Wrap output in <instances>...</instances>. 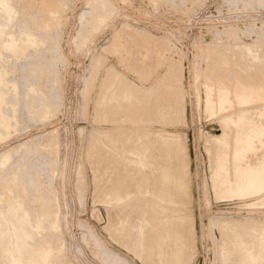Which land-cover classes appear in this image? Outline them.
<instances>
[{"label": "rangeland", "instance_id": "obj_1", "mask_svg": "<svg viewBox=\"0 0 264 264\" xmlns=\"http://www.w3.org/2000/svg\"><path fill=\"white\" fill-rule=\"evenodd\" d=\"M52 1L8 0L12 19L0 10V79H8L0 97L9 101L0 105V153L10 146L12 156L0 167V213L12 205L37 224V213L51 205L58 228L44 222L41 233L50 236L35 241L53 247L51 264H176L175 255L177 264H231L232 243H248L264 227V192L252 194L244 179L247 163L264 162V145L242 147L248 129L264 126V0ZM30 37L37 43L23 49ZM248 60L251 70L241 71L237 63ZM219 89L229 93L223 107ZM139 155L149 166L137 165ZM162 169L181 181H170L164 195L153 181ZM165 217L178 242L161 257L151 232ZM144 224L149 231L142 234ZM0 264L8 262L1 257Z\"/></svg>", "mask_w": 264, "mask_h": 264}, {"label": "bare ground", "instance_id": "obj_2", "mask_svg": "<svg viewBox=\"0 0 264 264\" xmlns=\"http://www.w3.org/2000/svg\"><path fill=\"white\" fill-rule=\"evenodd\" d=\"M53 1H55V0H53ZM52 1V2H53ZM58 1V0H57ZM94 1V0H93ZM12 2V1H11ZM50 2V1H49ZM92 2V1H91ZM96 2V1H95ZM103 2H104V0H103ZM13 3H16V2H13ZM17 3H18V1H17ZM16 3V4H17ZM20 3V2H19ZM45 3V2H44ZM98 3H99V1H98ZM98 3H96V4H98ZM102 3V2H101ZM111 3V2H110ZM56 4V3H55ZM38 5H40V4H38ZM45 5V4H44ZM108 4L106 3V6H107ZM13 6V5H12ZM109 6V5H108ZM18 7V6H17ZM49 7H51V6H49ZM58 7V6H57ZM105 7V6H104ZM112 7H114V6H111V8ZM14 8V7H13ZM59 8V7H58ZM101 8V7H100ZM3 10L4 11V13H6V15H8V17H10V15L12 14V8H11V4L8 2V0H0V10ZM22 9V8H21ZM39 9H40V7H39ZM43 9V8H42ZM98 11H99V9L98 8H96ZM104 9V8H103ZM109 9V8H108ZM107 8L105 9V10H108ZM24 10V9H23ZM22 10V11H23ZM46 10V9H45ZM101 10V9H100ZM13 11H15V10H13ZM19 11V10H18ZM41 11V10H40ZM39 11V12H40ZM44 11V10H43ZM42 11V12H43ZM41 12V13H42ZM47 12V11H46ZM54 12V11H53ZM100 12V11H99ZM98 12V13H99ZM106 12V11H105ZM110 12V11H109ZM115 12V11H114ZM1 13V12H0ZM101 13V12H100ZM103 13V12H102ZM46 14V13H45ZM48 14V13H47ZM3 15V14H2ZM49 15V14H48ZM104 15H105V13H104ZM36 16V15H35ZM98 16V15H97ZM100 16V15H99ZM107 16H108V14H107ZM110 16H111V14H110ZM109 16V17H110ZM15 17V16H14ZM38 17V16H37ZM39 17H41V16H39ZM46 17H48V16H46ZM51 17V16H50ZM53 18V17H52ZM4 19H5V17H4ZM10 19H12L11 17H10ZM35 19H38V20H41V19H39V18H35ZM108 19V18H107ZM106 19V20H107ZM2 20V19H1ZM46 20V19H45ZM104 20H105V18L102 16L101 17V21H102V23L104 22ZM105 20V21H106ZM2 21H7V20H2ZM49 21V20H48ZM9 22V21H8ZM7 22V23H8ZM11 22V21H10ZM99 22V21H98ZM45 23V22H44ZM50 23V22H49ZM0 24H2V23H0ZM35 24V23H34ZM51 24V23H50ZM101 24V23H100ZM25 25V24H24ZM27 25V24H26ZM37 25V24H36ZM2 26H3V24H2ZM5 26V25H4ZM23 26V25H22ZM28 26V25H27ZM23 28V27H22ZM131 28V27H130ZM83 29V28H82ZM3 30V29H2ZM31 30H33V29H31ZM79 30V29H78ZM24 31V30H23ZM4 32V31H3ZM29 32V31H28ZM6 33V32H5ZM23 33V32H22ZM22 33H21V35H22ZM25 33V32H24ZM115 33V32H114ZM27 33H25V35H26ZM7 35H8V33H7ZM9 35H11V34H9ZM21 35H19V36H21ZM35 35V34H34ZM145 35V34H144ZM4 36V35H3ZM6 36V35H5ZM30 36V35H29ZM36 36V35H35ZM141 36V35H140ZM143 36V35H142ZM11 37V36H10ZM17 38H18V36H16ZM15 37V35H14V38H16ZM22 37V36H21ZM0 38H1V31H0ZM3 38V37H2ZM13 38V37H12ZM13 38V39H14ZM20 38V37H19ZM142 38V37H141ZM147 38V37H146ZM115 40H116V37L114 38ZM143 39V38H142ZM7 40V39H6ZM16 40V39H15ZM114 40V41H115ZM8 41V40H7ZM22 41V40H21ZM41 41H42V39H41ZM144 41V40H143ZM147 41V40H146ZM1 42V41H0ZM5 42V41H4ZM7 43V42H6ZM35 43H37V41L35 42V40L34 39H32L31 37L29 38V43H25V45H23V49H25L26 47H28L29 45H35ZM39 43V42H38ZM115 43V42H114ZM117 43V42H116ZM24 44V43H23ZM29 44V45H28ZM1 45H2V43H1ZM116 45V44H115ZM6 46V45H5ZM17 46H19V45H17ZM111 46H112V44H111ZM113 46H114V44H113ZM0 48H2L1 46H0ZM20 48V47H19ZM248 48V47H247ZM9 49L10 50H15V47H14V44L13 43H10V45H9ZM17 49V48H16ZM21 50V49H20ZM113 50H116V49H113ZM251 50H253V49H251ZM1 52V51H0ZM6 53V52H5ZM252 53V52H251ZM254 53V52H253ZM2 54V53H1ZM20 54V53H19ZM19 54H17V55H19ZM145 54V53H144ZM15 55V54H14ZM26 56V55H25ZM242 56V55H241ZM256 56V55H255ZM22 57V56H21ZM17 58V57H16ZM251 59H252V57H250ZM254 58V57H253ZM18 59H19V57H18ZM249 59V58H248ZM251 59H250V62H251ZM242 61H245V60H242ZM0 62H1V60H0ZM250 62H249V60H248V62H239V63H237V65H238V67H240L241 68V71H243V72H246L247 70H251V66H253V65H251L250 64ZM98 64V63H97ZM29 66V65H28ZM37 66V65H36ZM22 67V66H21ZM30 67V66H29ZM15 68V67H14ZM43 68V67H42ZM263 69H264V67H262ZM7 69H9V68H7ZM12 69V68H11ZM44 69H45V67H44ZM16 70V69H15ZM35 71H36V69H34ZM49 70V69H48ZM254 70H255V68H254ZM261 71H262V69H260ZM0 71H2V70H0ZM8 71V70H7ZM45 71H46V69H45ZM260 71V73H259V75L262 73V74H264V71H262L261 72ZM3 72V71H2ZM6 72V71H5ZM9 72V71H8ZM8 72H6V73H8ZM12 72V71H11ZM39 72V71H38ZM1 73V72H0ZM245 74V73H244ZM1 75V74H0ZM109 75V74H108ZM112 75V74H111ZM114 75H117V74H114ZM113 75V76H114ZM39 77V76H38ZM114 77H116V76H114ZM108 78V77H107ZM119 78V77H118ZM264 78V77H263ZM14 79V78H13ZM12 79V80H13ZM37 79V78H36ZM91 79V78H90ZM109 79V78H108ZM111 79V78H110ZM114 79V78H113ZM112 79V80H113ZM116 79H117V77H116ZM120 79V78H119ZM118 79V80H119ZM8 79H6V81H7ZM118 80H117V82H118ZM2 81H3V79H2ZM2 81H1V79H0V83H2ZM6 81H4L3 83H5ZM14 81V80H13ZM16 81V80H15ZM39 81V80H38ZM219 81V80H218ZM11 82V81H10ZM9 81H8V83H10ZM19 82V81H18ZM110 82V81H109ZM123 82V81H122ZM2 83V84H3ZM15 83V82H14ZM13 83V84H14ZM242 83H243V81H242ZM249 84H251L250 82H248ZM259 83V82H258ZM16 84H18V83H16ZM32 84H33V82H32ZM31 84V85H32ZM106 84V83H105ZM111 84H114V82H112ZM118 84H120V82L118 83ZM124 84V83H123ZM20 85V84H19ZM26 85V84H25ZM35 85V84H34ZM33 85V86H34ZM117 85V84H116ZM257 85H259V87L257 88V89H262L263 88V85H261V84H257ZM4 86V85H3ZM16 86V85H15ZM106 86V85H105ZM104 86V87H105ZM126 86V85H125ZM227 86V85H226ZM29 87V86H28ZM103 87V88H104ZM108 87V86H107ZM114 87V86H113ZM123 87V86H122ZM130 87V86H129ZM129 87L127 88L128 90H129ZM132 87V86H131ZM0 88H1V86H0ZM16 88H18V87H16ZM31 88V87H30ZM102 88V89H103ZM106 88V87H105ZM111 88V87H110ZM228 88V87H227ZM8 89V88H7ZM118 89V88H117ZM120 89V88H119ZM131 89V88H130ZM134 89V88H133ZM226 89V88H225ZM8 90H10V89H8ZM111 90H113L112 88H111ZM242 90V89H241ZM104 91H105V89H104ZM110 91V90H109ZM3 92V91H2ZM36 92V91H35ZM102 92V91H101ZM112 92V91H111ZM119 92V91H118ZM123 92V91H122ZM122 92H121V94H122ZM128 92V91H127ZM139 92V91H138ZM5 93V92H4ZM26 93V92H25ZM43 93V92H42ZM120 93V92H119ZM135 93H136V90H135V92H134V96H135ZM148 93H150V92H148ZM147 93V94H148ZM250 93V92H249ZM40 94V93H39ZM101 94V93H100ZM104 94V93H103ZM106 94H108V93H106ZM118 94V93H117ZM133 94V93H132ZM132 94L131 95H127V97H131L132 96ZM146 94V95H147ZM219 97H218V103H219V105H221L222 107H223V105H225V104H227V103H229L230 102V98H229V93H228V91L227 90H223V89H219ZM3 95V94H2ZM31 95V94H30ZM105 95V94H104ZM103 95V96H104ZM123 95H124V93H123ZM149 95V94H148ZM5 96H6V93H5ZM29 95L27 94V97H28ZM117 96V95H116ZM7 97V96H6ZM26 97V96H25ZM118 97V96H117ZM120 97V96H119ZM136 97V96H135ZM139 97V96H138ZM146 97V96H145ZM147 97H150V96H147ZM47 98V97H46ZM103 98V97H102ZM106 98V97H105ZM115 98V97H114ZM133 98V97H132ZM5 99V98H4ZM3 99V97H0V105L2 104V102H4V101H6V99L4 100ZM8 99V98H7ZM110 99V98H109ZM120 99V98H119ZM138 99V98H137ZM136 99V100H137ZM105 100V99H104ZM113 101H114V99H112ZM120 100H122V99H120ZM119 100V101H120ZM135 100V99H134ZM147 100V99H146ZM254 100V99H253ZM12 102H13V100H11ZM101 101H102V99H101ZM111 101V100H110ZM112 101V102H113ZM127 101H129V99L127 100ZM139 101V100H138ZM7 102V101H6ZM9 102V101H8ZM8 102H7V104H8ZM12 102H10V104L12 103ZM108 102V101H107ZM124 102V101H123ZM134 102V101H133ZM149 102V101H148ZM17 103H18V101H17ZM36 103V102H35ZM139 103V102H138ZM140 103H141V101H140ZM145 103H146V101H145ZM6 104V103H5ZM9 104V105H10ZM102 104H103V101H102ZM106 104V103H105ZM108 104V103H107ZM116 104V103H115ZM14 105V104H13ZM20 105V104H19ZM36 105V104H35ZM111 105V104H110ZM120 105H121V103H120ZM119 105V106H120ZM128 105V104H127ZM38 106V105H37ZM117 106H118V104H117ZM134 106V105H133ZM1 107V106H0ZM3 107V106H2ZM36 107V106H35ZM110 107V106H109ZM6 108V107H5ZM18 108V107H17ZM17 108H15L16 110H18ZM30 108V107H29ZM105 108V107H104ZM123 108H124V106H123ZM2 109V108H1ZM4 109V108H3ZM11 109V108H10ZM131 109H133V108H131ZM7 110V112H8V109H6ZM15 110V111H16ZM106 110V109H105ZM111 110V109H110ZM113 110V109H112ZM119 109H117V111H118ZM4 111V110H3ZM36 111V110H35ZM43 111V110H42ZM45 111V110H44ZM107 111V110H106ZM116 111V110H115ZM18 112V111H17ZM34 112V111H33ZM110 112V111H109ZM112 112H114V111H112ZM111 112V114H114V113H112ZM142 112V111H141ZM3 113V112H2ZM6 113V112H5ZM9 113V112H8ZM42 113V112H41ZM117 113V112H116ZM10 114H11V111H10ZM17 114H19V113H17ZM44 114V113H43ZM108 114V113H107ZM106 114V115H107ZM127 114V113H126ZM125 114V115H126ZM128 114H129V112H128ZM3 115V114H2ZM1 115V116H2ZM33 115H34V113H33ZM115 115V114H114ZM144 115V114H143ZM247 115V114H246ZM4 116V115H3ZM5 116H8V115H6L5 114ZM11 116V115H10ZM19 118H20V116L19 115H17ZM23 116V115H22ZM107 116H109V114L107 115ZM109 117H111V115L109 116ZM3 118V117H2ZM10 118V117H9ZM111 118H114V117H111ZM247 117H245V116H242V120L244 121V124H245V121L246 120H248V119H246ZM7 120L8 119H6L5 118V121L7 122ZM37 120V119H36ZM1 121V120H0ZM9 121V120H8ZM19 121V120H18ZM40 121V120H39ZM21 122V121H20ZM10 123V122H9ZM16 123V122H15ZM1 124V123H0ZM20 124V123H19ZM13 127V125L12 124H10V127ZM16 126V125H15ZM1 127V126H0ZM3 127H5V126H3ZM9 127V126H8ZM9 127V128H10ZM7 128V127H6ZM15 128V127H14ZM2 130V129H1ZM17 130V129H16ZM15 130V131H16ZM8 131V130H7ZM12 131V130H11ZM113 131V130H112ZM112 131H111V133H112ZM118 131V130H117ZM141 131V130H140ZM140 131L138 132L139 134H140ZM4 132V131H3ZM2 132V133H3ZM13 132V131H12ZM122 132V131H121ZM120 132V133H121ZM132 132V131H131ZM131 132H129V133H131ZM1 133V132H0ZM52 133V132H51ZM128 133V132H127ZM4 134V133H3ZM12 134V133H11ZM112 134H114V133H112ZM115 134H117L116 132H115ZM114 134V135H115ZM121 134H123V132L121 133ZM120 134V135H121ZM134 134H137V133H135L134 132ZM139 134H137L136 135V137L139 135ZM143 134V133H142ZM141 134V135H142ZM7 135V134H6ZM6 135L4 136V137H6ZM100 135V134H99ZM101 135H102V133H101ZM105 135V134H104ZM107 135L109 136V134L107 133ZM106 135V136H107ZM125 135H127V134H125L124 133V137H125ZM145 135H147L146 133H145ZM145 135H143L144 137H145ZM9 136V135H8ZM55 136V135H54ZM107 136V137H108ZM112 136V135H111ZM118 136H119V134H117V137L116 138H118ZM128 136V135H127ZM130 136H132V135H130ZM3 137V136H2ZM3 137V138H4ZM46 137V136H45ZM44 137V138H45ZM101 137V136H100ZM100 137H97L98 139L100 138ZM104 137V136H103ZM107 137H106V139H107ZM113 137V136H112ZM121 138L123 137L122 135L120 136ZM247 138L246 139H244L243 141H242V147H245L246 149L248 148V149H251V148H254L256 145H255V143L258 141L259 143H260V145H264V143L261 141V137H264V126L263 127H259V126H255V127H252L251 129H248V132H247V136H246ZM255 137H257V138H255ZM52 138V137H51ZM114 138V137H113ZM112 138V139H113ZM128 138V137H127ZM133 138V137H132ZM46 140H47V138H45ZM54 139V138H53ZM104 138H102V140H103ZM123 139V138H122ZM122 139H120V140H122ZM42 140V142H41V144H43V142H47V141H44L43 140V138L41 139ZM97 140V139H96ZM100 140H101V138H100ZM146 140V139H145ZM171 140V139H170ZM49 139H48V144H49ZM95 141V140H94ZM93 141V142H94ZM98 141V140H97ZM104 141V140H103ZM103 141H101V142H103ZM109 142H111L110 140H108ZM108 141H105L106 143H108ZM144 141V140H143ZM143 141H141V142H143ZM12 142V141H11ZM96 142V141H95ZM120 142V141H119ZM122 143L123 142H125V140L123 139V141H121ZM120 142V143H121ZM132 142V141H131ZM134 142V141H133ZM135 142H138V141H136L135 140ZM114 143H116L115 141H114ZM128 142L126 141V144H127ZM144 143H146V142H144ZM12 144V143H11ZM45 144V143H44ZM47 144V145H48ZM95 144H97V143H95ZM98 144H99V146H100V143L98 142ZM117 144H118V141H117ZM135 144V143H134ZM142 144V143H141ZM23 145V144H22ZM109 145V144H108ZM115 145V144H114ZM113 145V146H114ZM14 146V148L16 147V145H13ZM46 146V145H45ZM50 146V145H49ZM97 146V145H96ZM103 146V145H102ZM106 146V145H105ZM112 146V147H113ZM118 147H119V144L117 145ZM126 146H129L128 144L126 145ZM141 146V145H140ZM168 146H169V144H165V146H163V153H167L168 154V152H169V150H168ZM10 147V146H9ZM9 147H7L8 148V150H6V151H4V149H3V153H0V167H4V165L8 162L9 163V160H10V157H12L10 154L11 153H9L8 151L10 150L9 149ZM51 147V146H50ZM104 147V146H103ZM109 147V146H108ZM122 147V146H121ZM123 147H124V145H123ZM3 148V147H2ZM14 148H12L13 150H14ZM117 148V147H116ZM120 148V147H119ZM119 148H117L118 150H119ZM127 148H129V147H127ZM133 148H135V147H133ZM132 148V149H133ZM139 148V147H138ZM137 148V149H138ZM20 149V148H19ZM19 149L18 148H15V151H19ZM122 149V148H121ZM124 149L126 150V148H123V150L122 151H124ZM140 149V148H139ZM102 150V149H101ZM106 150V149H105ZM112 150V149H111ZM116 150V149H115ZM144 150V149H143ZM96 151V150H95ZM99 151V150H98ZM128 151V150H127ZM130 151V150H129ZM131 151H133V150H131ZM130 151V152H131ZM139 151V150H138ZM138 151H137V153H138ZM168 151V152H167ZM2 152V151H1ZM100 152V151H99ZM101 152H104L103 150L101 151ZM100 152V153H101ZM106 152V151H105ZM108 152V151H107ZM106 152V153H107ZM114 152V151H113ZM116 152H118V151H115V153ZM140 152H142V151H139V153ZM160 152H162V149H161V151ZM96 153V152H95ZM106 153H105V155H106ZM110 153H111V151H110ZM119 153V152H118ZM133 153H135V149H134V152ZM132 153V154H133ZM137 153H135V154H137ZM149 153V152H148ZM96 154H98V152L96 153ZM121 154V153H120ZM120 154H118V155H120ZM142 154L144 155V153L142 152ZM146 154V153H145ZM101 155V154H100ZM99 155V156H100ZM104 155V156H105ZM107 155H109L108 153H107ZM127 155V154H126ZM126 155H124V156H126ZM143 155H141V157H140V155H139V157L140 158H138V160H136V163H137V165L140 167V168H146L147 166H149V163H146V162H144L143 161V159H142V156ZM147 155V154H146ZM149 155H150V153H149ZM152 155V154H151ZM96 156V155H95ZM98 156V155H97ZM102 156V155H101ZM161 156V155H160ZM103 157V156H102ZM107 156H105V158H106ZM110 157V156H109ZM119 157V156H118ZM127 157V156H126ZM264 157V156H263ZM99 158V157H98ZM104 158V157H103ZM108 158V157H107ZM106 158V160H108ZM113 158V157H112ZM120 158H121V156H120ZM124 158V157H123ZM128 158V157H127ZM12 159V158H11ZM97 159V158H96ZM117 159V158H116ZM130 159V158H129ZM135 159H137V157L135 158ZM93 160H94V158H93ZM99 160V159H98ZM104 160V159H103ZM112 160H115V159H112ZM125 160H126V158H125ZM132 161H133V157H132ZM98 162V161H97ZM102 162V161H101ZM112 162V161H111ZM158 162V161H157ZM160 162V161H159ZM7 163V164H8ZM103 163V162H102ZM101 163V164H102ZM125 163V162H124ZM133 163V162H132ZM97 164H99V163H97ZM96 164V165H97ZM105 164V163H104ZM103 164V165H104ZM112 164H113V162H112ZM117 164V166H118V161L116 162L115 161V165ZM122 163H119V165H121ZM134 164V163H133ZM93 165H95V164H93ZM92 165V166H93ZM114 165V166H115ZM136 165V166H137ZM16 166H19V165H16ZM100 166V168H101V165H99ZM98 166V167H99ZM105 166V165H104ZM112 166V165H111ZM122 166V165H121ZM125 166H130V164L129 165H125ZM137 166V167H138ZM246 166H248V167H250V174H247V176L244 178L245 179V181L248 183H250V185H251V187H252V194H258V193H260V192H264V162H260L259 163V165H257V166H254L252 163H247V165ZM14 167V166H13ZM96 168H98L97 166H95ZM103 167V166H102ZM119 167V166H118ZM117 167V168H118ZM123 167V166H122ZM131 167V166H130ZM129 167V168H130ZM9 168H12V167H9ZM15 168V167H14ZM99 168V169H100ZM108 168H110V167H108ZM113 168V167H112ZM115 168V167H114ZM121 168V167H120ZM128 168V167H127ZM128 168V169H129ZM149 168V167H148ZM237 168H240V167H237ZM13 169V168H12ZM16 169H17V167H16ZM136 169H138V168H136ZM135 169V170H136ZM142 169H138L139 170V173H140V171L142 170ZM175 169V168H174ZM4 170H6V169H4ZM98 170V169H97ZM104 170V169H103ZM113 170V169H112ZM134 170V169H133ZM238 171H239V169H237ZM3 171V170H2ZM13 171V170H12ZM99 171V170H98ZM101 171V170H100ZM99 171V172H100ZM125 172H126V170H124ZM131 171H132V169H131ZM145 171H147L148 172V170H145ZM4 172V171H3ZM9 169H8V174H9ZM115 172V171H114ZM138 172V171H137ZM160 173H159V175H158V178L155 176L154 177V180L153 181H157V183H158V189H159V186H160V191H162L161 193H163V190L165 189V188H169L170 187V184H171V182L170 181H172L173 182V184H178V183H180L181 181H180V179H178L177 178V175L175 176V177H173L174 175H173V173H172V170H170V169H162V170H160L159 171ZM6 173V174H7ZM113 173V172H112ZM128 173H131V172H128ZM139 173H138V175H139ZM143 173V172H142ZM146 173V172H145ZM14 174V173H13ZM18 174V173H17ZM116 174V173H115ZM113 175V176H115L116 177V179H117V176L116 175ZM124 174V173H123ZM126 174V173H125ZM124 174V175H125ZM134 174H136V173H134ZM144 174V173H143ZM15 175V174H14ZM129 175V174H128ZM131 175V174H130ZM132 175H133V173H132ZM156 175V174H155ZM111 176V175H110ZM112 176V177H113ZM134 176V175H133ZM132 176V177H133ZM146 176V175H145ZM144 175L142 176V179H144V177H145ZM147 176H148V174H147ZM6 177V176H5ZM111 177V178H112ZM131 177V178H132ZM138 177V176H137ZM139 177H140V175H139ZM138 177V178H139ZM8 178V177H7ZM10 178V177H9ZM8 178V179H9ZM19 178V177H18ZM18 178H17V180L16 181H18ZM33 178V177H32ZM38 178V177H37ZM99 178V177H98ZM127 178V177H126ZM136 178V177H135ZM148 178V177H147ZM146 177H145V179H147ZM2 179V178H1ZM6 179V178H5ZM13 179V178H12ZM14 179H15V177H14ZM108 180H109V177L107 178ZM113 179V178H112ZM130 179V178H129ZM128 179V180H129ZM140 179V178H139ZM173 179V180H172ZM11 180V179H10ZM108 180L106 181L107 183H108ZM127 180V179H126ZM127 180V181H128ZM132 180V179H131ZM136 180H137V178H136ZM1 181V180H0ZM8 181V180H7ZM12 181V180H11ZM21 181H22V179H21ZM100 181V180H99ZM102 181H104L105 182V180H102ZM112 181V180H111ZM133 181H134V179H133ZM146 181V180H145ZM113 182V181H112ZM111 182V183H112ZM126 182V181H125ZM139 182V181H138ZM19 183H21V182H19ZM24 183V182H23ZM130 183V182H129ZM132 183V182H131ZM141 183V182H140ZM139 183V184H140ZM142 183H143V181H142ZM4 184V183H3ZM121 184V183H120ZM127 184V183H126ZM173 184H171V185H173ZM17 185V184H16ZM103 185H106V183L105 184H103ZM109 185V184H108ZM119 185V184H118ZM117 185V186H118ZM135 184H133V186H134ZM9 186H11V185H9ZM13 186H14V184H13ZM21 186V185H20ZM110 186V185H109ZM109 186H106V187H108L109 188ZM111 186H113V185H111ZM120 186V185H119ZM131 186V185H130ZM140 186H141V184H140ZM15 187V186H14ZM105 187V188H106ZM114 187V186H113ZM122 187V186H121ZM138 187V186H137ZM1 188V187H0ZM21 188V187H20ZM102 188H103V186H102ZM107 188V189H108ZM115 188H117V187H115ZM107 189H105V190H107ZM122 189H123V187H122ZM124 189H125V187H124ZM127 189V188H126ZM44 190V189H43ZM109 190V189H108ZM114 190V189H113ZM20 191V190H19ZM25 191H26V189H25ZM112 191V190H111ZM111 191H110V193H111ZM118 191V189H116V192ZM123 191V190H122ZM133 191V190H132ZM21 192V191H20ZM107 192V191H106ZM106 192H104V193H106ZM115 192V191H114ZM26 193V192H25ZM108 193V192H107ZM124 193H125V191H124ZM129 193H131V192H129ZM134 192H132V194H133ZM1 194V193H0ZM4 194H5V192H4ZM7 194V193H6ZM13 194V193H12ZM22 194V193H21ZM35 194H36V192H35ZM34 194V195H35ZM38 194V193H37ZM118 194V193H117ZM120 194H121V192H120ZM27 195H28V193H27ZM107 195V194H106ZM109 195V194H108ZM163 195H164V193H163ZM15 196V195H14ZM13 196V197H14ZM38 196V195H37ZM110 196V195H109ZM114 195H112V197H113ZM118 196H119V194H118ZM117 196V197H118ZM125 196H127V195H125ZM35 197V196H34ZM33 197V198H34ZM39 197V196H38ZM5 198H7L6 196H5ZM10 198V197H9ZM22 198V197H21ZM41 198V197H40ZM110 198V197H109ZM122 198V197H121ZM124 198V197H123ZM122 198V199H123ZM127 198V197H126ZM32 199V198H31ZM114 200H115V198H113ZM117 199V198H116ZM4 200H6V199H4ZM109 200V199H108ZM124 200V199H123ZM19 201V200H18ZM126 201H127V199H126ZM104 202H106V201H104ZM2 203V202H1ZM17 203V202H16ZM108 203V202H107ZM112 203V202H111ZM22 204H23V202H22ZM39 204H41L42 205V203H39ZM46 204V203H45ZM44 204V206H43V209H42V211L40 212V213H37V216L33 213V215H35L36 217H38V220H37V224H35L36 222H34V224H33V222H31L32 220L30 219V217L28 216V215H30V214H27V212L26 213H24V214H22V215H17L16 214V212H15V210H14V208H13V206L12 205H10L9 207H8V209H6V212L4 213L5 215H3L2 213H0V258L2 257V259L3 260H5L6 262H8V264H51L52 263V257L53 256H55L54 254H55V251L54 250H52V248L50 247V246H41V244L39 245L38 244V242H35V241H37L36 239H37V237H39L42 233H44V231H43V229L45 230V228H47L46 227V225H48V224H46L45 226L43 225L44 224V222H49L50 223V226L51 227H53V229L55 228L54 226H56L55 225V221L56 220H54L53 219V213H52V209H50L52 206L50 205V207L49 206H47V204L45 205ZM51 204V203H50ZM14 205V204H13ZM19 205V204H18ZM24 205V204H23ZM36 205V204H35ZM38 205V204H37ZM49 205V204H48ZM113 205V204H112ZM111 205V206H112ZM115 205H116V203H115ZM114 205V206H115ZM120 205V204H119ZM123 205H124V203H123ZM15 206V205H14ZM30 206V205H29ZM3 207H4V205H3ZM7 207V206H6ZM5 207V208H6ZM25 207H27L26 205H25ZM36 207V206H35ZM35 207H34V209H35ZM118 208H115V209H120L119 208V206H117ZM2 208V207H1ZM17 208V207H16ZM22 208V207H21ZM53 208H54V206H53ZM26 209V208H25ZM40 209V208H39ZM1 210V209H0ZM5 210V209H4ZM17 210H20L19 209V207L17 208ZM22 210V209H21ZM24 210V209H23ZM55 210V209H54ZM118 210H116V211H118ZM3 211V210H2ZM34 211H36V210H34ZM4 212V211H3ZM19 213H20V211H18ZM38 212V211H37ZM55 212V211H54ZM57 213V212H56ZM113 213H117V212H115V210H113ZM31 216V215H30ZM14 217H16V221L14 222V223H12L11 222V220H12V218H14ZM33 216H31V218H32ZM35 217V218H36ZM110 217V216H109ZM108 217V218H109ZM167 217H169V216H167ZM54 218H55V215H54ZM164 218V217H163ZM31 221H30V220ZM111 220H112V216H111V218H110ZM159 219V218H158ZM170 219L171 218H169V219H167L166 217H165V219H162L161 218V222L159 223V225L157 226V228H156V230H155V232H151L152 234H151V236H152V238H153V244H154V246L152 247V248H154V247H156L157 248V250L158 251H160L159 253H161L160 255H161V257L163 256V257H168L167 255H168V253L172 250V248H173V246H174V244H176L178 241L176 240L177 239V237L175 236V233L172 235L171 234V231H170V229H169V227H171V223H170ZM109 220V219H108ZM116 220H119V219H116ZM35 221H36V219H35ZM120 221H121V219H120ZM9 222H11L12 223V225H10V223ZM110 222V221H109ZM118 222V221H117ZM116 222V223H117ZM123 222V221H122ZM157 223V222H156ZM155 223V225H157ZM113 224H114V222H113ZM118 224V223H117ZM121 224H123V223H121ZM140 225H141V223H139ZM58 225V224H57ZM150 225V224H149ZM168 225H169V227H168ZM43 226H44V228H43ZM114 226V225H113ZM137 226V225H136ZM160 226H162V227H160ZM49 227V226H48ZM50 227V228H51ZM123 227V226H122ZM49 228V229H50ZM57 228L58 227H56V230H57ZM112 228V227H111ZM114 228H116L115 226H114ZM118 228V227H117ZM138 228V227H137ZM150 228V227H149ZM48 229V230H49ZM139 229V228H138ZM140 229L141 230H139V232L140 233H142V234H144V232L147 230H145V224H144V226H140ZM234 229V228H233ZM55 230V229H54ZM53 230V231H54ZM55 230V231H56ZM110 230H113V229H109V231L108 232H110ZM115 230V229H114ZM235 230V229H234ZM51 231V230H50ZM147 231H149V230H147ZM154 231V230H153ZM237 231V230H236ZM42 232V233H41ZM234 232V231H233ZM246 232V231H245ZM249 232V231H248ZM41 233V234H40ZM51 233V232H50ZM112 233H114V231L112 232ZM240 233V232H239ZM256 233V235L257 236H255V239L254 240H252V241H250V242H248V243H243V242H241V241H243V240H241V241H238L237 240V242H233L232 243V248L230 249V251H228V255H231L232 253H234V254H236V256L235 257H232L231 258V261H229L231 264H264V253H263V249H264V227H261L260 229H256V230H254V234ZM40 234V235H39ZM48 233H46V235H47ZM146 234H148V232L146 233ZM236 234V233H235ZM253 234V235H254ZM39 235V236H38ZM43 235V234H42ZM45 235V234H44ZM43 235V236H44ZM45 235V236H46ZM139 235V234H138ZM177 235V234H176ZM239 235V234H238ZM250 235V234H249ZM44 236V237H45ZM48 236H50L49 234H48ZM142 236V235H141ZM143 236H145V235H143ZM240 236V235H239ZM238 236V237H239ZM248 236V235H247ZM234 237V236H233ZM249 237V236H248ZM40 238V237H39ZM50 238V237H49ZM142 238V237H141ZM151 238V239H152ZM242 238H243V236H242ZM253 238V237H252ZM41 239V238H40ZM46 239H48V238H46ZM44 240V239H43ZM51 239H49V241H50ZM144 240V239H143ZM233 241V240H232ZM44 242H46L45 240H44ZM43 242V243H44ZM258 243V248H256L255 250L252 248L253 246H254V244L255 243ZM37 243V244H36ZM41 243H42V241H41ZM47 243H48V241H47ZM46 244V243H45ZM53 244V243H52ZM152 244V245H153ZM43 245V244H42ZM51 245V244H50ZM151 245V244H150ZM251 246L250 248L249 247H247V246ZM151 247V246H150ZM229 247V246H228ZM249 248V249H248ZM55 250H56V248H55ZM56 252H58V251H56ZM157 255H158V258L160 257L159 256V253H157V252H155ZM57 254V253H56ZM153 254V253H152ZM150 255V254H149ZM155 255V254H154ZM160 257V258H161ZM54 258V257H53ZM174 259V262H176V264L179 262V260H180V257L177 255H175V257L173 258ZM160 260H162V259H160ZM150 261H152V260H150ZM154 261V260H153ZM159 261V260H158ZM167 261V260H166ZM169 262H170V260H169ZM169 262H168V264H169ZM2 263V262H1ZM153 263V262H152ZM151 263V264H152ZM165 263V262H164ZM163 263V264H164ZM69 264H70V262H69ZM157 264V263H156Z\"/></svg>", "mask_w": 264, "mask_h": 264}]
</instances>
